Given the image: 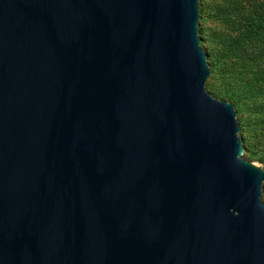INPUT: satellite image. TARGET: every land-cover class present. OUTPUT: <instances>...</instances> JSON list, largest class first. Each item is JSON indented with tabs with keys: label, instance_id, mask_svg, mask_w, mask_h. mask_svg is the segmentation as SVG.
<instances>
[{
	"label": "water",
	"instance_id": "1",
	"mask_svg": "<svg viewBox=\"0 0 264 264\" xmlns=\"http://www.w3.org/2000/svg\"><path fill=\"white\" fill-rule=\"evenodd\" d=\"M198 26L199 0H0V264H264Z\"/></svg>",
	"mask_w": 264,
	"mask_h": 264
},
{
	"label": "trees",
	"instance_id": "2",
	"mask_svg": "<svg viewBox=\"0 0 264 264\" xmlns=\"http://www.w3.org/2000/svg\"><path fill=\"white\" fill-rule=\"evenodd\" d=\"M198 35L207 92L234 106L243 157L264 165V0H199Z\"/></svg>",
	"mask_w": 264,
	"mask_h": 264
},
{
	"label": "rangeland",
	"instance_id": "3",
	"mask_svg": "<svg viewBox=\"0 0 264 264\" xmlns=\"http://www.w3.org/2000/svg\"><path fill=\"white\" fill-rule=\"evenodd\" d=\"M214 21H211V20H207L206 22H205V26L206 27H214ZM248 160V159H247ZM248 161H250V160H248ZM250 162H252V161H250ZM255 166H257V167H260V168H262L263 170H264V165H261V164H259V163H257V162H252ZM263 185H264V183H263ZM264 187V186H263ZM262 201L264 202V188H262Z\"/></svg>",
	"mask_w": 264,
	"mask_h": 264
}]
</instances>
